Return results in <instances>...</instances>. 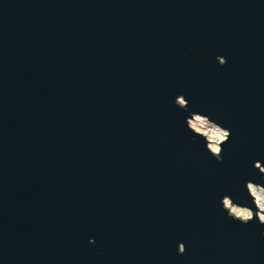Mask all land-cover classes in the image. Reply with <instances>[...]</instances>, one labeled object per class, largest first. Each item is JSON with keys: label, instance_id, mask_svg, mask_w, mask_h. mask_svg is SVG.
<instances>
[{"label": "water", "instance_id": "95a60500", "mask_svg": "<svg viewBox=\"0 0 264 264\" xmlns=\"http://www.w3.org/2000/svg\"><path fill=\"white\" fill-rule=\"evenodd\" d=\"M257 159L264 0H0V264H264Z\"/></svg>", "mask_w": 264, "mask_h": 264}, {"label": "clouds", "instance_id": "9594fccd", "mask_svg": "<svg viewBox=\"0 0 264 264\" xmlns=\"http://www.w3.org/2000/svg\"><path fill=\"white\" fill-rule=\"evenodd\" d=\"M181 103H183V101ZM197 111L204 113L203 111ZM206 117V119H198L191 127L196 130L198 135H203L205 137L202 142L208 154L216 161L221 162L224 159L222 155V145L229 141L231 132L229 128L222 126L209 115L206 114ZM209 125L214 129L211 139L207 137L206 133H201L200 131L201 128ZM261 164H264V160H254L252 167L264 178V167H261ZM244 189L251 199L252 206H249L247 203L238 202L233 198L232 194L225 193L219 199L220 209L226 213L228 218L240 224L247 225L249 222L255 220L256 223L264 226V183H257L252 179H248L244 181ZM253 208L257 209L255 215ZM261 235H264V232H262ZM185 252L186 248L182 246L179 251H177V254L183 255ZM97 255H100V253L97 252Z\"/></svg>", "mask_w": 264, "mask_h": 264}, {"label": "built area", "instance_id": "2783aa9c", "mask_svg": "<svg viewBox=\"0 0 264 264\" xmlns=\"http://www.w3.org/2000/svg\"><path fill=\"white\" fill-rule=\"evenodd\" d=\"M199 118V117H198ZM194 119V118H193ZM199 119H204V118H199ZM190 123H191V121H189V126H190ZM200 131H201V133H206L207 134V137L209 138V139H211V137H212V135H213V132H214V129L212 128V126L211 125H209V126H205V127H203V128H201L200 129ZM203 136V135H202ZM204 137V136H203ZM205 138V137H204Z\"/></svg>", "mask_w": 264, "mask_h": 264}, {"label": "bare ground", "instance_id": "6f19581e", "mask_svg": "<svg viewBox=\"0 0 264 264\" xmlns=\"http://www.w3.org/2000/svg\"><path fill=\"white\" fill-rule=\"evenodd\" d=\"M198 119H199L198 117H195L193 120H191L190 127H191L192 124L196 123ZM191 129H192V127H191ZM192 130H193L195 133H197L195 129H192ZM226 207H227V206H226Z\"/></svg>", "mask_w": 264, "mask_h": 264}, {"label": "rangeland", "instance_id": "374dc122", "mask_svg": "<svg viewBox=\"0 0 264 264\" xmlns=\"http://www.w3.org/2000/svg\"><path fill=\"white\" fill-rule=\"evenodd\" d=\"M182 102V101H181ZM182 104V103H181Z\"/></svg>", "mask_w": 264, "mask_h": 264}]
</instances>
